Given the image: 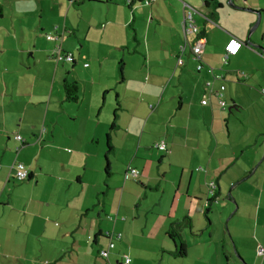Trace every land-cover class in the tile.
<instances>
[{
    "label": "crops",
    "instance_id": "obj_1",
    "mask_svg": "<svg viewBox=\"0 0 264 264\" xmlns=\"http://www.w3.org/2000/svg\"><path fill=\"white\" fill-rule=\"evenodd\" d=\"M5 1L14 6V23L0 27V35L15 43L11 48L0 43L5 60L0 64V78L5 83L0 98L7 104L0 111V138L4 143L6 135L16 147L13 136L22 137L27 131L35 141L31 142L33 157L21 161L31 171L34 183L17 188L28 193L20 205L14 202L15 188L8 190L9 183L16 181L9 169L8 144L7 152L0 149V264H122L123 255L129 257L130 264H223L222 257L227 258V264H264V254H258V249L264 248L260 217L264 174L259 182L250 183L264 166V59L259 49L264 51V0H232L237 7L260 13L261 20L255 26V15L231 7L230 0H218L220 7L214 8L205 7L200 0H156L149 4L145 0ZM49 1L58 2L59 9L52 12L55 19L51 28H46L40 23L46 15L43 6ZM188 12L203 35L184 37L182 22ZM248 34L252 47L246 46ZM47 35L58 38L47 40ZM21 37L26 40L21 41ZM197 38L203 40L199 72L188 47ZM230 39L242 47L223 65L224 47ZM57 46L62 53H71L72 62L55 64L53 79L46 74L50 87L41 90L36 83L42 68L48 71V60H53ZM139 54L143 59L138 73L145 83L136 92L128 89L136 77L127 67L132 65V56ZM96 60L100 65L122 63L119 84L126 89L116 95L120 108L129 111V115L124 114L126 119L116 116L121 124H115L119 133L111 139L114 151L110 165L121 164L122 172L106 190L100 175L102 154L88 147L95 139V146H99L97 125L81 123L68 132L56 119L42 132L37 130L38 124L34 128L25 125V131L22 128L30 121L25 107L33 122L43 112V123L50 108L52 116L67 110L63 108L67 103L63 102L62 84L66 80L78 84L79 80L70 76L65 64L71 71L77 63L89 70ZM34 65L39 73L29 80L32 88L18 91L16 81L28 77L23 66L31 70ZM207 81L212 82L213 90L225 87L224 109L215 96L207 95ZM87 86L83 84L84 92ZM106 89L100 81L91 93L104 94ZM53 91L59 97L57 109V103L50 105ZM204 98L207 103L202 105ZM129 99L134 103L127 109ZM7 111L19 121L9 132ZM159 141L165 142L166 151L155 148ZM28 142L25 140L18 152L29 147ZM90 160L96 163L89 167ZM128 168L139 172L137 178L127 173ZM211 181L218 201L211 216L223 222L227 217L224 230L232 224L229 234L238 259L226 235L215 241L211 235L208 241H197L194 254L186 248L183 258L170 255L174 246L166 237L169 224L188 217L193 225L202 201L205 215L213 210L216 203L206 204ZM96 202L98 206H94ZM42 212L49 213L41 216ZM108 233H118L121 238L104 259L98 252L107 246ZM184 259L187 261H181Z\"/></svg>",
    "mask_w": 264,
    "mask_h": 264
},
{
    "label": "rangeland",
    "instance_id": "obj_2",
    "mask_svg": "<svg viewBox=\"0 0 264 264\" xmlns=\"http://www.w3.org/2000/svg\"><path fill=\"white\" fill-rule=\"evenodd\" d=\"M180 1L185 2V0H180ZM57 3L58 2L53 4L52 1H49L48 3L44 4L43 7H44L46 15L41 20L40 24L42 26H45L46 28H51L52 20L55 19L52 12L55 13V9L56 8H57V10L59 9ZM0 5L3 7V16H2V19L0 20V27H2V26H4L5 28L11 27L12 24L14 23V22H12L13 21L12 17H13L14 6H12V4L8 5L7 1H5V0H0ZM53 5H54V10H51ZM35 16L37 17L36 20L38 21V15L35 14ZM29 26L32 27L35 25H32V23H30ZM25 36L27 39L28 38L27 34ZM192 36H193L192 34H188L189 38H192ZM26 39H24V40H26ZM28 39H27V41H28ZM24 40L21 37V41H24ZM0 43H2L7 48H11L15 42L12 39H10L9 37H3L0 35ZM158 43L159 44H158L157 50H159V48H161L160 42H158ZM159 56H160V52L157 51L156 57H159ZM132 57H134L133 60L131 61L132 65H128L127 69H128V71H134V75H135L136 79L133 82V84H129L128 89L130 91L135 89V91L138 92L141 84L145 83L144 77L141 76L140 73H138V70L140 69L141 61L143 59V54L142 55H140V54L135 55ZM3 62L5 63L4 57H1V55H0V64ZM60 63H62V62H60ZM63 63H66V62L64 61ZM68 65H69L68 63L65 64V66H67L66 68L69 70V74L71 73L70 76L73 75L74 78L77 77L79 80L78 81L79 103H77V104H71V103L63 104V108L68 107L67 110L65 109V110H60L58 112H55L53 114V116L51 115V108H50L49 112L47 113L46 119H45L46 123H43V117H44L43 112L41 113V115H40V112H39V114L36 115L35 121L37 120V123H35V121L34 122L31 121V119H32L31 112L29 110H27V108L25 107V109H26L25 116H29L30 121L27 120L24 123L22 128L25 131V129H26L25 125L30 124L28 127L34 128L33 126L35 124H38L37 130L42 132L43 128L46 129V127H51L52 124L56 123V119L58 120L57 124L64 126V128H66V130L68 132L72 131L71 130L72 127H74L75 125H80L81 123L83 125L86 123H93V124L97 125L98 129H99V131H98L99 137H97V139L99 140V146H95V145H97V143H96L97 141L95 139L93 141V145L90 144L88 147L90 149H93V148L96 149L97 148L99 150V153L102 154L100 159H99V163L101 166L100 175H101V179H103L105 181V185L104 184L102 185V183H101V185L103 186V190H106L108 188V184H109V187L114 185L115 181L117 180V177L122 172L121 171L122 170L121 164L117 165L115 162L114 163L112 162L110 165V176L111 177L109 176V178H106V176L104 174L103 155L106 151L105 133L108 132V128L110 126V123L113 121V110L115 107L116 94L121 95L123 93V89H126V88L123 85V83L119 84L120 75H119L117 64H113V65L111 64L110 65V64L103 63L102 65H100V61L96 60V61L91 62L89 70H86L85 67L83 66V64H81V66H80L79 63H77V65L74 67L75 68L74 71H71V67ZM8 66L10 67L11 64ZM151 66L155 69L156 65H155V63H152ZM56 67H57V65L55 66V62L53 60H48V66H47V68H48L47 72L48 73L46 72V69L41 67L43 70L42 75H41V77L38 75L40 81H39V83H36L39 85L41 90H44V87H46V86L50 87L49 83H46V81H45L46 80V74H48V76H51V79H53V75H54ZM60 68L61 67L59 66L58 69H60ZM22 71H24L28 77L27 78L22 77L23 79L20 78L18 81H16V84H19V87H17V89H18V91H21V89L24 91L26 88H27V90H30V88H32V86H31L32 81H29V80H32L31 78H32L33 74L39 73L38 66L34 65L31 70H29L28 67L23 66ZM127 74H129V73H127ZM59 75H60V72L58 71L57 80H58ZM7 79L9 81L8 84L10 87L12 85L10 77H7ZM100 81L103 82L107 86L108 89L105 90L104 94H102V93L92 94L91 90H93V88H95ZM83 84L88 85L87 90L85 92L83 91ZM3 85H5V83L3 81H1V78H0V93H1L2 89L4 88ZM129 90H127V91H129ZM47 91H48V93H47V96H48L49 95V89ZM47 91L45 90L44 92L46 93ZM51 95H52V97H51L50 105L52 106V105L57 103L56 105L58 107H55V108L56 109L59 108V101H58L59 97L57 95V92L53 91ZM126 95H130V94L126 92ZM62 96H64L63 91H62ZM102 97H103V99H102ZM8 98L9 97L7 96V98H5V99H8ZM118 103H119V99H118ZM133 103H134L133 99H129L128 104H127V109ZM45 104L46 103L42 104V106L44 107ZM5 106H7V104L3 105L2 100L0 98V111ZM28 109H30V107ZM123 110L124 109L120 108V104H119V109H118L116 115L117 116L118 115L123 116V119H126L127 117H125L124 114L129 115V111H127V110L123 111ZM226 114H227V112H226ZM6 117H7V121H8V124H7L8 126H6L7 132H9L8 131L9 129L10 130L16 129L17 124H18L17 122H19V121H17L15 119V117H13L8 111L6 112ZM0 120L3 121L1 119V115H0ZM119 123L121 124L120 120L116 119L115 124L118 125ZM26 132L27 131L22 132L21 135H22V138L24 140L29 141L28 142L29 147H26L25 149H21L19 152L17 150V149H20L19 143L15 147L12 140H9V141L7 140L6 135L4 137V143L2 142L3 141L2 138H0V149H3V151L7 152L5 144L6 145L8 144V148L10 151V153L8 152L6 154V155H8V159H9L8 164L11 163V165H12L14 163H21V161L25 162L26 161L25 159H30L33 157L32 151L34 148H33V146H31V142H34L35 140H34V137L31 136V133H29L30 135H27ZM117 133H119V132L118 131L112 132V141L116 138ZM21 151H23L22 154H21ZM16 152H18V153L16 154ZM0 155H1V152H0ZM111 159H112V156L110 155L109 156V163L112 161ZM95 163H92V161L90 160L89 167ZM11 165L9 166V169H10ZM199 168L204 169L203 166H199ZM263 170H264V166H261V168L255 173V175L252 176L251 182H250L251 184L253 182H256V181L259 182V180H262L263 174H264ZM29 183H31L33 185L34 182L33 181H24V182L18 183L15 181V183H9V185H8L9 191H11L13 189V187L15 188V194H14L15 200H14V202L17 205H20L22 202L25 201L26 198H28V193L26 194L25 192H22L17 188H19L20 186H24V188H26L28 185H30ZM211 183H212V181L210 182V184ZM251 188H253V187H251ZM9 191H7V193H9ZM4 196L6 197V193L4 194ZM101 196L102 195H99V198H101ZM217 204H218V201L216 204H214L213 210L205 215L204 214L205 213V207H204L205 202L202 201L200 212L198 213L197 217H194L193 225L191 224V231L193 233H195L196 235H198V237H202L203 240H199L198 238L196 239V237H193L189 233V230L184 231L183 235L181 234V238L185 242L187 251L190 252L191 254H194L195 249H197V246H195V243H197V241H208L210 239L209 235H211L212 241H215V238L222 237L223 235H226V237L230 241L234 257L237 258V255L235 254V251H234L235 246H234L232 238L230 237V234H229L230 227H232V224L230 226H228V229L226 228L224 230V222L227 221V217L224 218V222H223V220L216 219V218H213L211 216V214H212V212H214V210L216 212ZM17 205H15V206H17ZM48 213L49 212H44V213L42 212L40 214H41V216H44V214H48ZM260 213H261L260 217L262 218V220L264 222V205L261 207ZM194 222H195V224H194ZM250 222H252V221H250ZM248 229L251 231L253 228L249 227ZM201 243L203 244V242H201ZM214 246L215 245L213 244V247ZM219 247H221V246H219ZM197 251H199V250H197ZM226 260H227V258L222 257L223 264H227ZM181 261H187V260L184 259ZM233 263H235V262H233ZM235 264H237V263H235ZM239 264H242V263L239 262Z\"/></svg>",
    "mask_w": 264,
    "mask_h": 264
},
{
    "label": "built area",
    "instance_id": "obj_3",
    "mask_svg": "<svg viewBox=\"0 0 264 264\" xmlns=\"http://www.w3.org/2000/svg\"><path fill=\"white\" fill-rule=\"evenodd\" d=\"M71 1H74V0H71ZM154 1H156V0H145V4H149L150 2H154ZM182 25H183L184 33L198 35V33H199L198 26L196 25V22H195L192 14L190 12H188L187 14H185L183 16ZM57 38L58 37L53 36V35H47L46 36V39L51 40V41H55V40H57ZM202 44H203V40L201 38H197V40L194 43H192V45L190 47L192 54H193V57L197 61L200 60ZM241 47H242V43H240L239 41H237L235 39H230L224 47V55L222 57L223 65H226L228 63L229 57L235 56ZM54 55L55 56L53 57V61L55 62V64H58V63L64 62V61L70 62L72 60L71 54L67 53V52L62 53L60 47H58V46L55 49ZM200 70H201V65L198 64L196 67V71H200ZM241 75L243 76V73H241ZM217 78H219V76ZM205 89L209 95H214L217 98L219 107L221 109H224L225 103L222 100V92L224 91V86H220L219 89L213 90L212 89V82L207 81V82H205ZM206 103H207V99L204 98L201 101V104L205 105ZM13 139H14V141L19 142L20 144H22L24 142V140L19 135H14ZM155 148L159 151H164L166 149V146H165V143L163 141H161V142L155 144ZM11 169L14 171L15 179L17 181L22 182V181L26 180L28 175H29L28 171L20 163H14L11 166ZM199 170L202 171L201 168H199ZM128 173L134 178H136L139 174L138 171L135 169H128ZM215 187H216V185L213 182L211 184L209 183L207 185L208 195H210L214 192ZM106 237L109 239L107 246L103 249H100L98 252V255L104 259H106L108 257L109 251L114 248V242L120 240V238H121L120 234H109V233L106 235ZM258 254L263 255L264 254V248L260 247L258 249ZM122 264H130V259L127 255L122 256Z\"/></svg>",
    "mask_w": 264,
    "mask_h": 264
},
{
    "label": "trees",
    "instance_id": "obj_4",
    "mask_svg": "<svg viewBox=\"0 0 264 264\" xmlns=\"http://www.w3.org/2000/svg\"><path fill=\"white\" fill-rule=\"evenodd\" d=\"M67 1L70 2L71 0H67ZM87 1L88 2H93V0H87ZM200 1L207 8H209V7H212V8L220 7V4L218 3V0H200ZM72 2L77 3V1H75V0L72 1ZM2 16H3V7L0 5V19L2 18ZM186 35H188V34L184 33V37L185 38H186ZM192 35H194V34H192ZM200 35H203V33H198V35H195V36H200ZM191 45L192 44H188V47H189L190 51H191V48H190ZM180 48H181V50H183L185 47L183 45H181ZM191 55H192V59L196 62V64L197 65L200 64L201 68H202L201 57H200V60L197 61V60L194 59L192 51H191ZM70 62H72V60ZM197 65H196V67H197ZM118 71H119V75H120V80H123V77H122V63L121 62L118 64ZM197 72H199V71H197ZM204 87H205V84H204ZM62 90H63V94H64V97H63V102L64 103H71V104L79 103V86H78V84L76 82H69L67 80L64 81L63 84H62ZM206 93H207V91H206ZM207 95H209V94L207 93ZM212 96H214V95H212ZM102 99H103V97H102ZM217 103H218V101H217ZM118 109H119V103H118V96L116 95V97H115V107H114V110H113V121H112V123L110 124V126L108 128V132H106V134H105L106 151L104 153L103 160H104V174H105L106 178H108L110 176L109 156L112 155L113 151H114V147L112 145L111 139H112V132L116 130L115 119H116V116H117L116 113H117ZM16 135H18V134H16ZM159 142H161V141H159ZM17 143H19V142H17ZM19 145H20V147L24 146L25 145V140H24V142L22 144L19 143ZM165 146H166V144H165ZM164 151H166V149ZM24 168L29 173L27 179L24 180V181H33V175L31 173V171L25 166H24ZM10 169H11V167H10ZM128 169H132V168H128ZM202 171H203V169H202ZM127 173H128V170H127ZM24 181H22V182H24ZM17 182H20V181H17ZM207 196H208L209 199L206 200V204L209 205L210 203H216V200H217L216 187H215V190H214V192L212 194L208 195V192H207ZM98 205L99 204L96 202V204L94 206H98ZM206 212H207V210H206ZM184 229L189 230V233L193 237L197 236L195 233H193L191 231V220L188 217H183V218H181L178 221H174V222L170 223L168 228H167V230H166V237L168 238V240L174 246V250L170 253V255H172L174 257H177V258H183L186 255V245H185V242L183 241V239L181 238V232ZM116 234H118V233H116Z\"/></svg>",
    "mask_w": 264,
    "mask_h": 264
},
{
    "label": "water",
    "instance_id": "obj_5",
    "mask_svg": "<svg viewBox=\"0 0 264 264\" xmlns=\"http://www.w3.org/2000/svg\"><path fill=\"white\" fill-rule=\"evenodd\" d=\"M243 3H244V2H243ZM229 5H230L231 7H233V8H236V9H239V10H243V11L248 12V13H253V14L255 15V17H256V21H255V23H254V26L259 24V22H260V20H261V15H260L259 12H257V11H253V10H250V9L247 10V9H245V8L237 7V6H235V5L233 4L232 0L229 1ZM249 38H250V34H248V36H247L246 46H250V47H252V43H251V41L249 40ZM259 49L262 51V53H260V55H261V56L263 57V59H264V51L262 50L261 47H259ZM228 110H229V109H228Z\"/></svg>",
    "mask_w": 264,
    "mask_h": 264
}]
</instances>
